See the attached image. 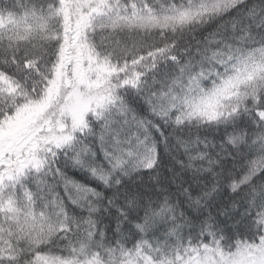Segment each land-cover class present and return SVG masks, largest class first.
Wrapping results in <instances>:
<instances>
[{
    "label": "snow or ice",
    "instance_id": "snow-or-ice-1",
    "mask_svg": "<svg viewBox=\"0 0 264 264\" xmlns=\"http://www.w3.org/2000/svg\"><path fill=\"white\" fill-rule=\"evenodd\" d=\"M0 264H264V0H0Z\"/></svg>",
    "mask_w": 264,
    "mask_h": 264
}]
</instances>
